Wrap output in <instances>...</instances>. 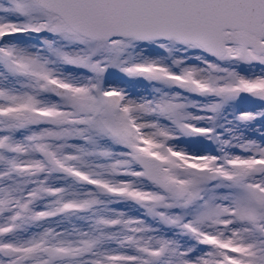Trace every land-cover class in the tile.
Listing matches in <instances>:
<instances>
[{"label": "snow or ice", "instance_id": "snow-or-ice-1", "mask_svg": "<svg viewBox=\"0 0 264 264\" xmlns=\"http://www.w3.org/2000/svg\"><path fill=\"white\" fill-rule=\"evenodd\" d=\"M0 264H264V0H0Z\"/></svg>", "mask_w": 264, "mask_h": 264}]
</instances>
